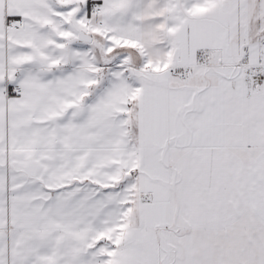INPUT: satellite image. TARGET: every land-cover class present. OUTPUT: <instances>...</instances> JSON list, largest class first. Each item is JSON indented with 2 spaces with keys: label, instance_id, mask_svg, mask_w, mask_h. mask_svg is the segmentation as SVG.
Segmentation results:
<instances>
[{
  "label": "snow or ice",
  "instance_id": "1",
  "mask_svg": "<svg viewBox=\"0 0 264 264\" xmlns=\"http://www.w3.org/2000/svg\"><path fill=\"white\" fill-rule=\"evenodd\" d=\"M0 264H264V0H0Z\"/></svg>",
  "mask_w": 264,
  "mask_h": 264
}]
</instances>
